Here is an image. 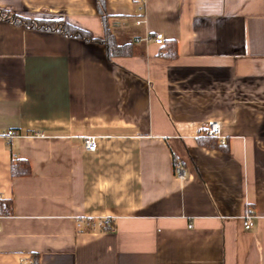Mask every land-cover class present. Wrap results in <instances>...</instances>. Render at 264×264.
<instances>
[{"label":"crops","instance_id":"1","mask_svg":"<svg viewBox=\"0 0 264 264\" xmlns=\"http://www.w3.org/2000/svg\"><path fill=\"white\" fill-rule=\"evenodd\" d=\"M0 8L103 36L95 0ZM103 8L132 55L0 20V264H264V0ZM210 120L226 151L196 143ZM17 159L27 175H10ZM86 218L113 228L76 227Z\"/></svg>","mask_w":264,"mask_h":264},{"label":"trees","instance_id":"2","mask_svg":"<svg viewBox=\"0 0 264 264\" xmlns=\"http://www.w3.org/2000/svg\"><path fill=\"white\" fill-rule=\"evenodd\" d=\"M95 1L97 12L100 16L103 28V36L101 39L92 37L88 31L69 23L60 16L52 15L47 17L29 18L11 13L6 9L0 8V20L7 21L13 25L22 26L27 29L57 33L65 38H74L82 40L84 42L99 43L103 45L105 56L107 59L132 55L133 49L131 43H118L114 37V34L109 30L103 8L104 0ZM163 47V57L173 59L176 56L175 43L173 41L166 42ZM196 143L199 146L226 151L225 143L219 144L215 138L207 136L204 129L196 137ZM9 170L12 177L24 176L27 175L30 171L28 163L22 159L14 160L10 164ZM6 207H9L8 201L0 200V214L3 213ZM32 264H36L35 257L32 259Z\"/></svg>","mask_w":264,"mask_h":264},{"label":"built area","instance_id":"3","mask_svg":"<svg viewBox=\"0 0 264 264\" xmlns=\"http://www.w3.org/2000/svg\"><path fill=\"white\" fill-rule=\"evenodd\" d=\"M141 21L142 20H137L136 24H139ZM153 42L157 45H162L163 39H162L161 34H159V33L155 34L153 37ZM203 129H204L207 136L215 138L219 144L225 143V139L221 135V132H220V125L217 121H213V120L207 121L204 124ZM14 135L15 134L11 130H8L5 132V136H7V137H12ZM82 147L85 151H89V152L94 151L96 149V138L94 136L84 137L82 139ZM174 173L177 176H181L182 169L179 166V164L174 165ZM10 213H11L10 208L6 207L3 211V213L0 214V217L9 216ZM252 218H253V216H251L250 214H246L243 217L242 227L244 230H249L251 228ZM82 222H84L85 228L87 230H94L96 228H98V229H105V228L106 229H112L113 228L112 221L109 218H98V219L86 218V219L78 220L76 223V227H79ZM189 227H191V225H189ZM27 264H32V260L29 259Z\"/></svg>","mask_w":264,"mask_h":264}]
</instances>
